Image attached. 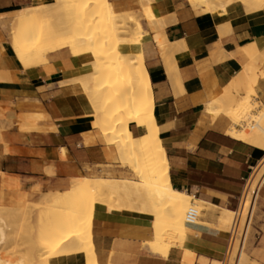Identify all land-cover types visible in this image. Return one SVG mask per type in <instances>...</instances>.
I'll return each instance as SVG.
<instances>
[{
	"label": "crops",
	"instance_id": "obj_1",
	"mask_svg": "<svg viewBox=\"0 0 264 264\" xmlns=\"http://www.w3.org/2000/svg\"><path fill=\"white\" fill-rule=\"evenodd\" d=\"M108 2L116 13L136 16L144 4ZM215 2L217 8L203 11L204 6L196 8L191 0H150L161 24L151 28L142 17L140 42L118 46L124 56L142 53L170 185L198 200V218L186 223L184 240L164 252L145 244L153 238L151 214L134 205L109 211L97 203L91 233L98 264H220L224 256L228 229L222 224L223 212L236 208L251 169L253 180L263 168L264 148L231 136V128L240 130L241 125L224 112H209L207 105L222 96L250 62L248 47L264 55V0L259 6L242 0ZM53 3L0 0V226L6 233L0 242V264H39L34 234L38 210L24 213L26 205L45 194L67 191L76 178L137 180L121 162L116 145L97 127L87 91L93 87L91 54L74 55L64 46L28 68L16 57L11 42L14 19L26 8ZM262 54L255 60L259 76L253 97L264 107V61L257 62ZM233 94L237 99L245 92ZM30 116L35 129L26 121ZM129 129L136 138L143 134L135 122ZM257 207L249 255L243 252L249 264H264V180ZM48 264L86 260L81 253H70L54 256Z\"/></svg>",
	"mask_w": 264,
	"mask_h": 264
},
{
	"label": "bare ground",
	"instance_id": "obj_2",
	"mask_svg": "<svg viewBox=\"0 0 264 264\" xmlns=\"http://www.w3.org/2000/svg\"><path fill=\"white\" fill-rule=\"evenodd\" d=\"M191 1L192 5L196 8L204 6L203 11L214 10L217 8L216 0ZM217 1L220 2V0ZM242 1H244L247 6H252V4H258L259 6L262 0ZM110 3L108 0H55V3L50 5H39L26 8L23 14L15 18V23L19 26V31L12 36V47H14L13 49L17 56L23 59L21 62L26 63L25 60L32 56L27 57L30 54L28 53V55L26 54L27 58L23 57L25 50L23 51L21 49L22 39L29 32L28 24L32 22L31 20L34 19L36 14L39 11H42L47 16H50L53 9L56 11L57 7L63 4L69 5L73 7L74 10H77L74 13L75 19L77 20L75 21V25H77L76 22H79L83 27L88 28V34L92 31H94V33L92 32L93 35H87V37V31H85L84 34L86 33L85 37L87 38H82V36L79 37L76 41V46L79 48H88L93 57L92 64L98 68V71L96 69L94 70L98 72L96 73L98 74L99 79L100 77L103 78L102 82L104 83V85L101 86L102 82L101 84L98 82L99 85L95 82L93 84L96 85L94 87L96 91H89V89H87V91L92 95L94 106L95 104H98L95 102L96 99H104L103 105L105 107L101 109L102 111L104 110L101 113V120L103 122L106 118H110V114H114L115 117L116 113L119 112V116H121L119 117L121 120H117V122L115 121L117 118L113 120L111 116L110 119L105 120L106 124L99 121L101 124L97 125L101 126V133L106 138L107 142L116 145L119 158L123 164H127L128 159L130 160L129 154H131L133 149V141L138 145L136 148V161L133 164L136 166V172L140 179L133 181L126 179L91 177L76 178L71 181L70 188L63 193L56 202L46 200L43 206H39L40 209L46 208L47 210L61 211L65 213L63 216L65 219H62L59 222L60 226L56 224L54 229H50L51 231L47 236V249L50 253L47 258L48 260L56 253H78L82 250L86 251L87 258L90 259L92 254H94L93 247H91L93 242L90 241L92 239L91 230L93 218L89 219L87 215L89 214V217L91 218L93 211H90V209L94 210L97 203L106 206L109 211L113 210V202L117 193L122 192L129 197L135 196L139 201H142L144 206L143 212L151 214L153 218V238L145 244L151 245L164 252L184 240L186 234L185 225L187 223L186 210L190 209L189 207L191 205L199 207L198 200H192L189 195L174 190L170 185L169 165L162 141L159 138L158 127L153 118V97H151L152 93L149 79L147 77L148 75H146L143 68L144 64L142 65V53L130 57L120 54L118 50V46L121 42H128L131 44H138L140 42L144 33L143 28L140 25V20L138 17H134L132 24L127 22L121 24V22L118 21V18H121L124 13H116ZM222 3L223 2H221V4ZM225 4L227 3H224V6ZM224 6L222 5L221 7ZM41 8H43V10H41ZM255 9H258V7ZM150 11L153 13L151 7ZM140 17L142 18L143 16ZM150 17L148 19L154 20V22H150L153 24L156 22L155 27L149 25L151 28H156V26L161 24L160 20L154 15V13L153 16ZM133 27L136 31V36L130 37L129 33L132 31ZM160 27L163 26L161 25ZM54 29L55 28L51 30L49 36L50 39H52L51 34ZM74 35L76 37L77 34ZM157 38L159 44L163 46V38L160 39L159 34H157ZM45 43L42 42L41 45H45L44 47L47 49L46 45L50 43ZM70 48L72 49V46ZM39 50L42 51L41 48H39ZM39 50L37 49V51ZM45 51L49 52L48 49ZM247 53L250 57V62L231 83L232 85L234 84V86L238 85L239 90L237 92L244 91L246 96H241V99L236 104L232 105L231 108H223L216 105V100H214L211 102V105H209L207 110L213 114L224 112L231 118L234 124L241 125L242 128L240 130L231 128L229 131L231 136L240 138L241 140H247L251 142V144L253 143L254 145L264 148V107L256 102V100H252V97L250 100V96L255 94L254 85L259 76L257 73L259 65H257L255 60H257L256 57L262 53L252 47H248ZM35 55L33 54V57ZM45 56L46 54L43 57ZM262 56L264 57L263 54ZM262 56L261 58L263 59ZM22 65L24 66V64ZM97 86L101 87L98 88ZM108 105L109 107H106ZM123 111H125V113H123ZM97 113L98 112H96V114ZM121 113H123L124 119L122 118L123 115H121ZM31 116L33 117L34 115L31 114ZM31 116L28 120H25L29 123V127L31 126L35 129L37 126H35L36 115L33 118L35 119L33 121L30 120ZM43 117H45V115ZM116 117H118V115ZM108 120L111 122V125L109 124L110 122L108 123ZM130 122H135L142 130L143 134L140 138L133 136L129 129ZM118 124L120 125L118 126ZM263 172L264 166L253 180H250V193L259 182L264 180L261 179ZM89 201L90 203L92 202V204H90ZM89 204L92 207H90ZM140 205L138 204V206ZM87 209L88 212H85ZM232 219L233 212H223V226L227 227L231 224ZM63 220L68 224L66 227H64L65 223H62ZM2 227H0V242L6 239V233ZM89 237L91 238L90 240ZM87 242L90 244V247L86 245ZM248 258L249 257L246 254L241 252L237 255L235 260L234 257L231 259L230 264H249L250 261ZM88 262H93L92 258Z\"/></svg>",
	"mask_w": 264,
	"mask_h": 264
},
{
	"label": "rangeland",
	"instance_id": "obj_3",
	"mask_svg": "<svg viewBox=\"0 0 264 264\" xmlns=\"http://www.w3.org/2000/svg\"><path fill=\"white\" fill-rule=\"evenodd\" d=\"M149 2H150V0H144V4H143V8H142V10L140 12V16H143L147 20V22L152 26V24H153L152 22H154V20L148 19L150 16H153V13L150 11ZM41 10H43V8H41ZM75 11H77V10H74L73 7H71L69 5H66V4H63L61 6L59 5L57 7L56 11L53 9L50 16H47L44 12L39 11L36 14V16L34 17V19L31 20L32 22H30L28 24V30H29V32L26 34V36L23 37V39H22V47H21V49L23 51L25 50L24 51L25 53L23 54L24 55L23 57H26L28 55V53H30V54L27 57H30V56L33 57V54L34 55L36 54V55L33 57V59H32V57L29 58V59L26 57L27 59L25 58L26 59L25 60L26 63H25V62H21V60H23V59L19 58L17 56V54L15 53L16 54V57L18 58V60L22 64H24V66H26V68L33 67L35 65L44 63L46 61V57H43L47 53V51H45V50L48 49L49 52H50V51H53L55 49H58V48H61V47H64V46H68L69 47L71 44H72L71 45L72 46V49L70 48L71 46L69 48L71 49V51H72V53L74 55H78V54H81V53H90V51L88 50L87 47L84 46L87 49L86 50L85 48H79V47L76 46L77 39L79 37H81V36H82V38H84L85 37V34H86V33L84 34V32L87 31L88 28L83 27V25L80 24L79 22H76L77 25H75V21H77L75 19V16H74ZM146 14H147V16H146ZM140 16H136L135 14H125L124 13V15L121 18H118V21L121 22V24H123V22H127V23L132 24L133 23V18L134 17H138L139 20H140L141 19ZM56 17H58L59 20H56ZM150 21H152V22H150ZM53 28H55V29H54V31L51 34L52 35V37H51L52 39H50L49 36H50L51 30ZM4 31H5V34H6V32H7L6 29H4ZM18 31H19V26L15 23V19H14L13 24H12V36H13L14 33L18 32ZM92 32L94 33V31H92ZM92 32L90 34H88V31H87L86 36L87 35L88 36L89 35H93ZM74 34H77L76 37H75ZM129 34H130L129 35L130 37L136 36V31L134 30V27H133L132 31ZM87 37H85V38H87ZM41 41L43 43L47 42L45 44H48V42L50 43V44L46 45L47 49L44 47L45 45H43V44L41 45V43H42ZM28 46H30V47H28ZM42 47H44V48H42ZM39 48H41V50L44 53L45 52L46 53L44 54L42 51L39 50ZM37 49L40 52L37 51ZM38 52H39V54H38ZM41 52L43 53V55H42ZM40 55H42V56H40ZM256 55H254V56H256ZM263 61H264V59H259L258 60V62H260V63H263ZM92 68H93V72L92 73L94 74V72H95L94 75L93 74L90 75V78L92 80V83L97 82L96 84L99 85L98 82L101 84L103 78L100 77V75H99L100 79L98 78V74H97L98 73L97 72L98 71V68L95 67L94 64H92ZM94 69H96L97 71L94 70ZM260 75H263V73H260ZM103 85H104V83L102 82L101 86H103ZM95 86L96 85L93 84L92 89H89V91H96V89L94 88ZM101 86H97V87L100 88ZM98 88H97V90H98ZM233 90L238 91L239 90V86L238 85H235L234 86V84L233 85L230 84L228 87H226L224 94L222 96H220L219 98L216 99V101H215V103H217L216 105H219V106H221L223 108H228V107L231 108L232 105L236 104L241 99V97H238L236 99V96L233 94ZM253 95L254 94H252L250 96V100H251V97H252V100H255V98L253 97ZM244 96H246V95H244ZM98 100L97 99L95 100V102L98 103V104H95V108L97 110L96 112H98L96 114L97 115V123L96 124L100 125L103 122L101 120V117H102L101 113L104 111V110L102 111L101 109H103L105 106L103 105V100L104 99L98 98ZM209 105H211V103H209L207 105V108H209ZM106 107H109V105L106 106ZM123 113H125V111H123ZM123 113H121V115H123ZM110 115L112 116V119L113 120L115 118H117L115 120L116 122H117V120H121V118H119V117H121V116H119V112L116 113V116L118 115V117H116V116L114 117V114H110ZM110 115H108V116H110ZM111 116H110V118H111ZM110 118L108 117L106 119H110ZM122 118L124 119V115L122 116ZM105 120H104L103 123L106 122ZM109 122L110 121L108 120V123ZM109 124L111 125V122ZM98 125H97V127L101 130V126H98ZM119 125L120 124H118V126ZM128 137H130V136H128ZM137 146L138 145L135 144L134 141H133V143H132V148L133 149H132L131 154H129L130 160L128 159V163L127 164H123V165L124 166H128L131 169L132 172L134 171L133 174L135 173V175L137 177V180H138V179H140V177L137 175L136 168H135L136 166L133 164L136 161V158L135 157H136V153H137L136 152L137 151V149H136ZM133 159H134V162H133ZM139 159L141 160L140 157H139ZM135 175H134V177H135ZM94 177H96V176H94ZM100 177H103V176H100ZM65 192L45 194L39 202L28 204L24 208V211H25L24 213H26L27 210L28 211L29 210H32V209H37L38 210V213H37L38 214V227H37L36 232H34V234H35V237H36V245L38 247V262H39V264H48V261L49 260L47 258H48V256H49L50 253H49V251L47 249V241H48L47 240V238H48L47 236L49 235L50 231L52 229H54V227L56 226V224L59 225V222L62 219H65V218H63V216L65 215L64 212L54 211V210H47L46 208L45 209H40L39 206H43V204L45 203L46 200H51L53 202H56L57 199L60 196H62V194L65 193ZM139 202L141 203V205H140ZM86 203H88V202H86ZM89 203H90V201H89ZM90 204H92V202ZM90 204H89V206L92 207ZM113 204H114L113 210L114 209L124 208V207H131L132 205H134V206H136V208L139 211L143 212V207H144L142 201H139L135 196L129 197V196H127L126 194H124L122 192L117 193L115 195V199H114ZM138 204L140 206H138ZM89 206H88V208L90 209ZM192 207H194V209H196L198 211V213L202 209V205L199 206V207L191 205L189 208H192ZM257 209H258V207L256 208V212H257ZM188 210L189 209L186 210V213L188 212ZM90 211H93V213L91 215V218L89 217V214L88 213H86V214H88L87 216H88L89 219H92V218H94V210L93 209H90ZM85 212H88V209ZM0 220L3 222V218L2 217H0ZM62 223H65L64 227H66V225H68L65 220H63ZM229 226H230V224L227 226V229H229ZM2 229H3V227H2ZM252 234H253V228L250 229L249 240L252 237ZM90 237H89V240L91 239ZM87 241H88V239H87ZM90 241H92V239ZM86 245L88 247H90V244H88V242H87ZM91 247H93V245ZM243 252L249 255V241L247 242L246 248H245V250ZM70 253H74V252H69L68 254H70ZM78 253L83 254L84 257L86 256L85 257L86 264L87 263L88 264H93V263L94 264H98L96 262V260H95L94 254H92V257H91L93 262H90L89 263L88 261H90L91 258L90 259L87 258L86 251L82 250V251H80ZM61 254H67V253H61ZM61 254L60 253L53 254L51 256V258L54 257V255H57L58 256V255H61Z\"/></svg>",
	"mask_w": 264,
	"mask_h": 264
},
{
	"label": "built area",
	"instance_id": "obj_4",
	"mask_svg": "<svg viewBox=\"0 0 264 264\" xmlns=\"http://www.w3.org/2000/svg\"><path fill=\"white\" fill-rule=\"evenodd\" d=\"M254 168L244 180L242 191L239 195L236 208L233 210V219L228 229V240L224 256L220 264H230L231 259L237 257L246 248L249 241L250 229L254 227L256 208L262 181L250 193L249 184ZM198 218V211L190 208L186 214V222L194 223Z\"/></svg>",
	"mask_w": 264,
	"mask_h": 264
}]
</instances>
